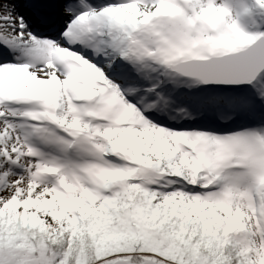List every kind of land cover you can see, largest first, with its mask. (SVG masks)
<instances>
[{
    "label": "snow or ice",
    "instance_id": "1",
    "mask_svg": "<svg viewBox=\"0 0 264 264\" xmlns=\"http://www.w3.org/2000/svg\"><path fill=\"white\" fill-rule=\"evenodd\" d=\"M0 264H264V0H0Z\"/></svg>",
    "mask_w": 264,
    "mask_h": 264
}]
</instances>
